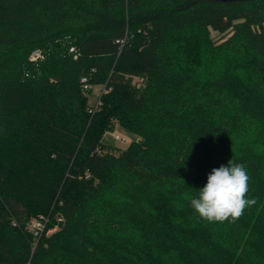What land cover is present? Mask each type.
I'll use <instances>...</instances> for the list:
<instances>
[{
  "label": "trees",
  "instance_id": "16d2710c",
  "mask_svg": "<svg viewBox=\"0 0 264 264\" xmlns=\"http://www.w3.org/2000/svg\"><path fill=\"white\" fill-rule=\"evenodd\" d=\"M263 23L264 0H0V264H264ZM230 159L256 203L202 220Z\"/></svg>",
  "mask_w": 264,
  "mask_h": 264
},
{
  "label": "clouds",
  "instance_id": "9594fccd",
  "mask_svg": "<svg viewBox=\"0 0 264 264\" xmlns=\"http://www.w3.org/2000/svg\"><path fill=\"white\" fill-rule=\"evenodd\" d=\"M249 180L245 165L230 159L226 166L212 169L206 185L190 198V207L210 223L235 222L256 203L254 197H248Z\"/></svg>",
  "mask_w": 264,
  "mask_h": 264
},
{
  "label": "rangeland",
  "instance_id": "374dc122",
  "mask_svg": "<svg viewBox=\"0 0 264 264\" xmlns=\"http://www.w3.org/2000/svg\"><path fill=\"white\" fill-rule=\"evenodd\" d=\"M257 29L264 32V23L260 26H257ZM212 35L213 37L217 38L220 36V33L216 31H212ZM100 88H101L100 86H95L93 93L90 95L91 104L96 103L98 99V94L100 93ZM113 133H117L122 136H125L127 141L115 139ZM103 139L106 145H112L114 146L115 151H121L125 149L128 146V144H130V142L136 139V136L122 129L117 123H114V130L105 132Z\"/></svg>",
  "mask_w": 264,
  "mask_h": 264
},
{
  "label": "built area",
  "instance_id": "2783aa9c",
  "mask_svg": "<svg viewBox=\"0 0 264 264\" xmlns=\"http://www.w3.org/2000/svg\"><path fill=\"white\" fill-rule=\"evenodd\" d=\"M71 51H74V48L72 47L71 48ZM77 55H75L76 57ZM43 54L40 50H35L32 52L31 56H30V60H37L39 58H43ZM83 81H86V78H83ZM135 81L139 82L138 79H136ZM85 88H88L87 86H85ZM115 139H118V140H122V141H127L125 136H122L120 134H117V133H113ZM89 176V175H87ZM50 221V218L49 216L47 215H40V216H37V217H34L30 220V222L28 223L27 225V229L32 233L34 234L35 236H38L40 234H42L43 232L46 231L47 229V223ZM56 229V227H53V228H49L47 230V234H49V231L50 233L53 232L54 230ZM26 264H31V262H27Z\"/></svg>",
  "mask_w": 264,
  "mask_h": 264
},
{
  "label": "water",
  "instance_id": "95a60500",
  "mask_svg": "<svg viewBox=\"0 0 264 264\" xmlns=\"http://www.w3.org/2000/svg\"><path fill=\"white\" fill-rule=\"evenodd\" d=\"M223 2H234V1H247V0H218Z\"/></svg>",
  "mask_w": 264,
  "mask_h": 264
}]
</instances>
